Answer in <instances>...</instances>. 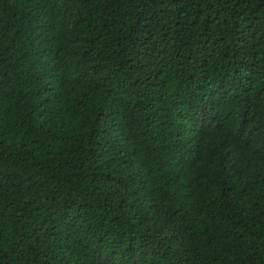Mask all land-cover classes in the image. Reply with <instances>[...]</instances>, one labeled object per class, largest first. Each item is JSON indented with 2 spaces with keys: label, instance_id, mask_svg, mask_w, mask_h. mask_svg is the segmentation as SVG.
Returning <instances> with one entry per match:
<instances>
[{
  "label": "trees",
  "instance_id": "16d2710c",
  "mask_svg": "<svg viewBox=\"0 0 264 264\" xmlns=\"http://www.w3.org/2000/svg\"><path fill=\"white\" fill-rule=\"evenodd\" d=\"M0 264H264V0H0Z\"/></svg>",
  "mask_w": 264,
  "mask_h": 264
}]
</instances>
